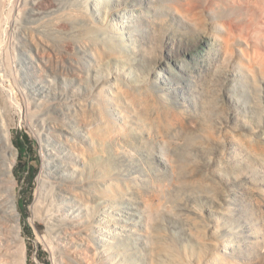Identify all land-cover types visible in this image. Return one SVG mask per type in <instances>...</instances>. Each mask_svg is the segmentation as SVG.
I'll list each match as a JSON object with an SVG mask.
<instances>
[{
	"label": "rangeland",
	"instance_id": "rangeland-1",
	"mask_svg": "<svg viewBox=\"0 0 264 264\" xmlns=\"http://www.w3.org/2000/svg\"><path fill=\"white\" fill-rule=\"evenodd\" d=\"M84 1L57 0L53 10L38 18L28 14L31 0H0V126L11 131L16 150L17 207L20 213L24 205L27 214L26 219L21 216L26 264H98L102 257L100 264H106L112 254L102 252L95 231L91 236L83 231L85 218H75L80 211L74 215L67 208L59 213L73 223L67 235L55 230L58 221L52 226L40 220L41 228L33 223L41 173L52 157L49 149L70 150L68 140L94 145L77 125L83 113H91L90 100L95 104L100 100L98 93L107 95L100 102L104 117L108 116H99L96 123L104 128L97 157L102 166L99 178L125 196L118 194L101 210L121 225L123 235L111 241L127 245L122 249L125 256L111 260L115 264H227V260L264 264V0H118L134 17L124 42L136 44L133 52L126 47L116 52L119 40L105 25L110 20L106 12L91 10L98 29L74 15L83 10ZM59 15L70 17L68 28L53 26ZM32 28H36L35 40ZM135 31L140 34L137 41L130 36ZM34 43L43 47L39 53ZM256 50L263 59L254 56ZM70 69L79 71L84 86L73 80ZM108 79L110 85L105 82L98 88V82ZM81 96L94 99L78 115L70 106L73 98ZM56 102H65L59 115L50 106ZM34 108L39 110L37 118ZM58 126L65 130H57ZM24 135L30 145L22 156L14 141ZM4 151L0 153L10 157ZM71 153L75 154L73 149ZM83 161L75 175L86 177V173L81 176L85 168L90 178ZM235 232L239 239L232 235ZM8 241L3 248L13 246L9 257L17 259L19 244ZM243 249L248 253L242 254ZM227 256L232 260L221 259ZM15 259L7 264H19Z\"/></svg>",
	"mask_w": 264,
	"mask_h": 264
},
{
	"label": "bare ground",
	"instance_id": "bare-ground-1",
	"mask_svg": "<svg viewBox=\"0 0 264 264\" xmlns=\"http://www.w3.org/2000/svg\"><path fill=\"white\" fill-rule=\"evenodd\" d=\"M89 3H92L93 6H91V8H89ZM4 4V3H3ZM257 4V2H256ZM58 5V2L57 0H31V8H30V12L28 14H30L31 16L33 17H41L44 13H46L47 11L49 10H53L56 6ZM94 5L96 7H94ZM123 2L121 1H118V0H86L84 1V7H83V10L80 11V12H77L76 14H74L76 17H78L79 19H83V20H86L85 22H89V23H92L93 24V27L94 29H98V26H97V23L99 22H96L95 19H97V17L93 16L92 13H91V10H97L98 12L102 13L103 11L106 12V14L109 16V19L107 22H106V26H108L110 28V31H112V33L115 34V37L117 38L118 36V40H119V44H117V39H113L116 41V44L115 46H117L116 48V52L120 51L121 49H124L125 50V47L127 49H130L133 51L137 50L136 48V44H128V43H124L125 40L127 39V29L129 30V27H134V17L133 15L130 13V11L127 10V8H123ZM247 7V6H246ZM1 8V7H0ZM2 9V8H1ZM0 9V10H1ZM259 10V9H258ZM29 11V10H27ZM20 12V11H19ZM254 12V11H253ZM261 12V10H260ZM99 13V14H100ZM140 13H143V8L142 10L140 11ZM103 14V13H102ZM1 16V14H0ZM69 16H72L71 13H69ZM105 16V15H104ZM256 17V16H255ZM70 17H62V16H57L55 17V20L53 21L54 24L53 26L57 29H65V28H68L67 26L68 25V20H69ZM37 20V19H36ZM130 21V24H127L125 23V21ZM104 22V21H103ZM250 22V21H249ZM264 22V21H263ZM99 24V23H98ZM104 24V23H103ZM13 25V24H12ZM97 27H96V26ZM102 26L100 25V28ZM99 28V30H100ZM104 28V27H102ZM264 29V28H263ZM103 30V29H102ZM135 30L136 27H135ZM232 30V29H231ZM234 30H232L233 32ZM107 32V31H106ZM264 32V31H263ZM105 33V31H104ZM103 33V34H104ZM110 33V32H109ZM109 33H106V34H109ZM230 33V31H229ZM234 33V32H233ZM32 35V39L35 40L36 37H38L36 35V28H32L31 30V33ZM232 34V33H231ZM99 35V34H98ZM117 35V36H116ZM123 35V36H122ZM139 33L138 32H132L130 33V36H134V41H137L139 40ZM231 36H234L233 34ZM104 37H107L104 35ZM264 37V36H263ZM108 38V37H107ZM37 39V38H36ZM33 40V41H34ZM45 41V40H44ZM68 41V40H67ZM110 41V40H109ZM120 41H122L121 43H124V46L123 44L120 43ZM257 41V40H256ZM35 42V41H34ZM112 42V41H111ZM229 41H227L228 43ZM66 43V44H65ZM65 43L63 44V46L65 45V48L68 50V48H70V45L65 41ZM226 43V44H227ZM33 44V43H32ZM44 44V43H43ZM252 44V43H251ZM262 44V43H261ZM106 45V44H104ZM229 45V44H228ZM34 46L36 48V50H38V53H39V50H41L43 47H40V48H37V46L35 45L34 43ZM43 46V45H42ZM107 46V45H106ZM102 47V46H101ZM99 48V46H98ZM107 50H112L113 52V47H106ZM115 48V47H114ZM256 49V48H255ZM259 49V48H258ZM261 49V48H260ZM101 50V49H100ZM110 50V51H111ZM115 52V54H116ZM256 55V58L257 56L259 57V59H261L263 56L261 55V52L259 50H256L255 52ZM41 54V53H40ZM44 54V53H43ZM42 54V55H43ZM41 55V57H42ZM120 55V53H119ZM252 54H250L251 56ZM40 56V55H38ZM45 56V54L43 55ZM117 56V55H116ZM253 56V55H252ZM255 57H253L254 59ZM263 59V58H262ZM39 60V59H38ZM251 61V59H250ZM261 61V60H260ZM252 62V61H251ZM72 65H73V62H70ZM255 63V62H254ZM264 64V62H262ZM257 64V63H256ZM50 66H48L49 68ZM69 67V66H68ZM257 67V66H256ZM73 68H76L75 65ZM77 69V68H76ZM74 70V69H70V76L73 77V80H75L77 82V79L80 81V86H84V82L82 79H79L77 76L80 74H78L79 69L77 70ZM53 70V69H52ZM55 70V69H54ZM81 70V69H80ZM121 70V68H120ZM127 71V70H126ZM111 73V72H109ZM83 76V75H82ZM81 76V77H82ZM69 77V76H68ZM118 77V76H117ZM121 78V77H120ZM103 79V77L101 78ZM112 80V79H110ZM110 80H101L102 82H98V88H99V85L102 84V83H108L110 82ZM120 81V80H119ZM123 81V79H122ZM121 81V82H122ZM113 82V81H112ZM114 83H115V79H114ZM110 85V84H109ZM124 85V84H123ZM122 85V86H123ZM129 85V84H128ZM106 86V85H105ZM115 85H113L114 87ZM126 86V84L124 85ZM123 86V87H124ZM97 87V86H96ZM83 88V87H82ZM97 88V89H98ZM125 88V87H124ZM128 87L126 86V89ZM90 89V88H89ZM88 89V90H89ZM96 88H94L95 90ZM107 89V88H106ZM125 89V90H126ZM101 90V87L100 89L98 90V92ZM116 90V89H115ZM93 91V90H92ZM110 91V90H109ZM107 92V90H106ZM112 92V91H111ZM114 92V91H113ZM89 93V91H88ZM86 94V93H85ZM93 94V93H92ZM97 94V92H96ZM105 94V93H104ZM103 94V95H104ZM114 94V93H113ZM78 95V94H77ZM82 95V94H81ZM100 96L99 93L98 95H95L96 97H100L99 101H94L96 102L95 103H92V100L90 99H94V98H89L88 100H83V97L82 98H73L74 101H73V106H70V107H74L73 109L75 110L76 114L78 115H81L79 112L81 111V108L82 106L84 107L86 105V102L89 100L91 101L90 105H87L89 106V108L92 110L91 113H87L84 109V112L86 113H83L82 114V118L80 117V121H79V125L77 126H80V128L86 130L87 134H88V138L94 140V145L92 146L91 144V147L89 146H86L87 143H85V145H81L80 142L78 143V145H74L73 142L71 140H68L70 143V147L71 149L74 150V153L76 154H72L71 153V149L70 150H67L65 148H59L58 150L54 151V150H51V148L49 149V155L52 157L51 160L47 161V163L45 164L44 168H43V171L41 173V178L40 180L41 181V187L38 189L37 191V201L36 203L33 205V209H34V213H35V216H34V219H33V223H36L37 227L38 228H41V224L43 222L47 224H51L52 226H54V221H58L60 223H58V229H55L57 231V233L60 232H67L69 231V227L68 225H73V223L69 220V218H66L64 215H60L59 213L60 212H63L65 210H67V208L69 209L70 208V211L72 210L71 213L74 214V211L77 210V211H80L81 213V216L78 215L77 217H75L76 219H82V218H85V224L83 225L86 230H83L84 232H87L89 231L90 232V236L92 233H97L99 236H100V240L99 241H102V245H100V247H102V252H110L113 254V256H111L112 254H110V258L108 257V261L107 263L109 264H115L113 262V260H111V258H115V255L117 258L119 257H123L125 256L126 254L125 253H122L123 250L122 249H125L127 248V245H120L118 242H112L111 240L115 237H119V235H123V233H121V231L119 230V225H116V222L114 221V217H111L113 216L112 214L109 216V215H105L103 212H101V210L103 209L102 207L104 206V203L108 202L109 203H114L113 202V198L117 197L118 194H121L122 197L124 196L121 192H117V190L115 189L114 185L110 182V181H104V180H101V178H99L100 174H102L100 172V167L101 164L100 162L97 160L99 154H100V148H99V140L101 139V136L102 134L104 133V128L101 129V126L99 127L97 124L98 121L97 119H99V116H103L105 115V107L103 108V104L100 102L101 101V98L107 95H104V96ZM111 95V94H110ZM84 96V95H83ZM94 96V97H95ZM75 97V96H74ZM88 97V96H86ZM109 97V96H108ZM103 98V99H104ZM58 99V98H57ZM60 99V97H59ZM87 99V98H86ZM98 99V98H96ZM102 99V100H103ZM108 99V98H107ZM111 99V98H110ZM118 100V98H115ZM49 100V99H48ZM61 100V99H60ZM59 100V101H60ZM63 100V99H62ZM68 100V99H67ZM72 101V100H71ZM105 101V100H104ZM113 100H111L112 102ZM115 101V100H114ZM106 102V101H105ZM108 102V101H107ZM106 102V103H107ZM117 102V101H115ZM114 102V103H115ZM62 102H56V103H51V108L54 110V112L56 114H58L59 112L63 111V109L61 107H63L61 105ZM65 103V102H64ZM62 103V104H64ZM67 103V102H66ZM85 103V104H83ZM110 103V101L108 102ZM107 103V104H108ZM47 105L49 106L48 104L50 103H42V106L43 105ZM68 104V103H67ZM106 105V104H105ZM110 105V104H109ZM85 106V107H87ZM116 108H117V105H115ZM67 107V106H66ZM69 107V106H68ZM88 108V107H87ZM88 108V109H89ZM98 108V109H97ZM38 109V108H37ZM36 109V110H37ZM45 110V109H44ZM65 110V108H64ZM83 110V108H82ZM98 110V113L97 111ZM34 111H35V108H34ZM39 111V110H38ZM37 111V112H38ZM43 111V110H42ZM110 110H108L107 112H109ZM28 112V111H27ZM26 112V113H27ZM36 112V111H35ZM36 112L35 114V117L38 115V113ZM83 112V111H81ZM112 112V111H110ZM117 112V111H116ZM41 113V111H40ZM113 113V112H112ZM110 113V115L112 114ZM28 114V113H27ZM33 114V115H34ZM107 114V113H106ZM115 114V113H114ZM113 114V115H114ZM28 115H31V111H30V114ZM59 115V114H58ZM108 115V114H107ZM39 116V115H38ZM37 116V117H38ZM29 117V116H28ZM36 117V118H37ZM103 117H100L101 119ZM105 117H108V116H105ZM104 117V118H105ZM111 117V116H109ZM103 118V119H104ZM26 119V118H25ZM91 119V120H90ZM100 119V120H101ZM102 119V120H103ZM109 120H112L110 118H107ZM96 120V122H94ZM99 120V121H100ZM35 121V120H34ZM64 121V120H62ZM107 121V120H105ZM70 123V122H69ZM97 123V124H96ZM102 123H106L103 122ZM110 123V122H109ZM108 123V125H109ZM58 124V123H57ZM96 124V125H95ZM1 125V124H0ZM4 125V124H3ZM56 125V124H55ZM106 125V124H105ZM104 125V126H105ZM113 125V124H111ZM71 126V125H70ZM66 127V126H65ZM110 127V126H109ZM112 127V126H111ZM114 127V126H113ZM117 127V126H116ZM33 128V127H32ZM107 128V127H106ZM112 128H110V132L112 131L111 130ZM57 130H65L64 127L62 126H58ZM108 130V129H107ZM55 131V130H54ZM77 133V132H76ZM113 133V132H112ZM80 135V134H79ZM85 135V134H84ZM112 135V134H111ZM53 136V135H52ZM57 137V136H56ZM79 137V136H78ZM83 137V135L80 136V138ZM86 137L87 139V135L84 136V138ZM59 138V137H58ZM50 139V138H49ZM91 140V141H92ZM50 141V140H49ZM59 141V140H58ZM67 141V143H68ZM81 141V140H80ZM66 142V141H65ZM57 144V142L55 143ZM69 144V143H68ZM77 144V143H75ZM84 144V142H83ZM81 147V149H79ZM48 149V148H47ZM1 150H5L4 152L7 153V151H9V155L10 157L8 156H5L7 154H4L2 155L0 153V183L2 184L3 182L6 183V184H3V185H0V264H7L12 262L11 260L12 259H15L12 257V259L9 257L11 253H9L12 249H13V246L12 248L8 247L6 249L3 248V244L5 241L10 240L12 239L13 243L16 244H19V245H16L18 249V253H19V256H18V262L19 264H26V257H25V239L23 238L22 236V228H21V215L18 211V207H17V189H16V179H15V165H16V153H15V147H14V144H13V141L11 139V131L8 130V129H5L4 126H3V129H1V126H0V151ZM3 152V153H4ZM80 155V156H79ZM79 157L81 159H83L82 161L84 162V165L83 166H88L89 168V171L91 173V176L90 178H88V174H87V171H85V168L83 169L82 168V175L81 176H85V173H86V177H79L77 176V174L75 175V172L80 169V165L83 164V163H75L74 161H72L73 159L72 158H77L78 161H79ZM96 158V159H95ZM52 159H54L52 161ZM104 169V168H103ZM103 171V170H102ZM108 173V172H107ZM80 174V173H79ZM103 179V178H102ZM118 180V179H117ZM6 185V186H5ZM119 187V186H117ZM126 187V186H125ZM127 188V187H126ZM125 197V196H124ZM150 199V198H149ZM152 199V198H151ZM153 200V199H152ZM65 201H66V204H65ZM67 202L71 203L72 206H67ZM155 202V201H153ZM106 204L107 208H109L110 210L109 211H112L111 208L112 206ZM52 206L53 208L52 209H49V207ZM76 207V208H74ZM115 207V206H114ZM229 209H232V208H229ZM57 210V212H56ZM114 210V209H113ZM69 211V210H68ZM93 211V212H92ZM88 212V214H87ZM79 213V214H80ZM108 213V212H107ZM114 213V212H112ZM59 214V215H58ZM85 217H83V215ZM87 216H86V215ZM75 215V214H74ZM117 219V218H116ZM43 221L42 223L40 222ZM75 220V219H74ZM219 221V220H218ZM201 221H199L200 223ZM105 223H108V225L105 227ZM217 223V222H216ZM220 223V222H219ZM218 224V223H217ZM43 225V224H42ZM81 225V224H80ZM197 225V224H196ZM79 226V225H78ZM77 226V227H78ZM80 227V228H79ZM77 229L80 230L82 225L79 226ZM123 227V226H122ZM194 227V226H193ZM216 227V226H215ZM82 228V229H83ZM126 228V227H125ZM124 228V230H126ZM191 228V227H190ZM205 228V227H204ZM203 228V229H204ZM123 229V228H122ZM194 229V228H192ZM216 229V228H215ZM50 230H53L52 228H50ZM197 230V229H196ZM72 231V230H70ZM81 231V230H80ZM120 231V232H119ZM205 231V230H204ZM197 232V231H196ZM202 232V231H200ZM125 233V232H124ZM145 233V232H144ZM237 233L235 232V234H232V235H236ZM67 235V233H66ZM201 235V234H200ZM117 237V238H118ZM203 237V236H202ZM236 238H240L239 236H235ZM6 238V239H5ZM60 239V237L58 238V240ZM93 239V238H92ZM90 239V240H92ZM163 239V238H162ZM165 239V238H164ZM199 239V238H198ZM201 239V238H200ZM210 239V238H209ZM223 239V238H222ZM57 240V241H58ZM8 241V242H10ZM94 241V240H92ZM114 241V240H113ZM161 241V240H160ZM194 241V240H193ZM192 241V242H193ZM200 241V240H198ZM222 241V240H221ZM230 241V239H229ZM86 242V241H85ZM91 242V241H90ZM202 242V241H201ZM209 242H211L209 240ZM231 242V241H230ZM51 244H54L53 240L52 242H50ZM64 243V242H63ZM165 244V243H164ZM215 244V243H214ZM223 244V243H222ZM6 244H4L5 246ZM11 245V244H10ZM9 245V246H10ZM14 245V246H15ZM113 245V246H111ZM167 245V244H166ZM171 245V244H170ZM176 245V244H175ZM193 245V244H192ZM206 246V244H204ZM93 246V245H92ZM66 247V246H65ZM173 247V246H172ZM175 247V246H174ZM219 247V246H218ZM230 247V246H229ZM233 246H231L230 248H232ZM53 248V247H52ZM58 248V247H57ZM57 248H54L56 249L55 251H57ZM98 248V247H97ZM169 248V247H168ZM177 248V247H176ZM236 248V246H235ZM11 249V250H10ZM88 249V248H87ZM100 249V248H99ZM175 249V248H174ZM217 249V248H216ZM135 250V249H134ZM177 250V249H175ZM178 250H179V247H178ZM207 250V249H206ZM229 250V249H228ZM231 250V249H230ZM234 250V249H233ZM54 251V250H53ZM54 251V252H55ZM60 251V250H59ZM126 251V250H124ZM141 251V250H140ZM167 251V250H165ZM196 251V250H195ZM209 251V250H208ZM224 251V250H223ZM222 251V252H223ZM249 250L247 249H243L241 250L240 252H242V254L244 253H248ZM53 252V253H54ZM67 252V251H66ZM101 252V251H100ZM101 252V253H102ZM173 252V251H172ZM181 252V251H180ZM179 252V253H180ZM13 253V252H12ZM15 253V252H14ZM58 253V251H57ZM60 253V252H59ZM90 253V252H89ZM88 253V254H89ZM100 253V254H101ZM167 253V252H166ZM176 254L177 251L175 252ZM174 253V256H177L175 255ZM214 253V252H213ZM219 253V252H218ZM69 255V253H67ZM87 254V252H86ZM87 254V255H88ZM103 254V253H102ZM198 254V253H197ZM212 254V253H211ZM233 254V253H232ZM104 255V254H103ZM131 255V254H130ZM129 255V256H130ZM133 255H136L135 253H133ZM188 255V254H187ZM195 255V254H194ZM221 256V252L220 254H218ZM65 256V255H64ZM119 256V257H118ZM128 256V257H129ZM139 256V254L137 255ZM161 256V255H160ZM163 256V254H162ZM166 256V255H165ZM173 256V257H174ZM196 256V255H195ZM202 256V254H201ZM206 256V255H205ZM209 256V255H208ZM219 256V257H220ZM105 257V256H104ZM127 257V258H128ZM132 257V256H131ZM136 257V256H135ZM167 257V256H166ZM179 257V256H178ZM194 257V256H193ZM211 257V256H210ZM214 257V256H213ZM228 257V256H227ZM224 258V257H221V259H229L230 257L228 258ZM65 258V257H63ZM107 258V257H105ZM104 258V259H105ZM126 258V259H127ZM160 258V257H158ZM176 260H177V257H175ZM181 258V256L179 257ZM195 258V257H194ZM17 259H15L17 261ZM100 259V258H99ZM133 259V257H132ZM139 259V258H138ZM184 259V258H183ZM186 259V258H185ZM203 259V258H202ZM231 259V258H230ZM10 260V261H9ZM75 260V259H74ZM106 260L105 259V262L106 263ZM116 260V259H115ZM121 260V259H120ZM119 260V262H120ZM137 260V259H136ZM157 260V259H156ZM161 260V259H160ZM164 260V259H163ZM166 260V259H165ZM172 260V258H171ZM192 260V259H191ZM208 260V259H207ZM210 260V259H209ZM220 260V259H218ZM217 260V261H218ZM232 260V259H231ZM91 261V260H90ZM93 261V260H92ZM95 261V260H94ZM97 261V260H96ZM100 261V260H99ZM101 261L103 262V257L101 259ZM100 261V262H101ZM138 261V260H137ZM168 261V260H167ZM173 261V260H172ZM178 261V260H177ZM181 260L179 259L178 262H180ZM194 261V260H193ZM213 261V260H212ZM221 261V260H220ZM66 262V261H65ZM100 262L98 264H100ZM122 262V261H121ZM139 262V261H138ZM175 262V261H174ZM182 262V261H181ZM185 262V261H184ZM192 262V261H191ZM223 262V261H221ZM231 262V261H230ZM235 262V261H234ZM232 261V263H234ZM78 263V262H77ZM96 263V262H94ZM106 263V264H107ZM124 263V262H123ZM167 263V262H166ZM195 263V262H194ZM201 263V261H200ZM203 263V262H202ZM201 263V264H202ZM207 263V262H206ZM71 264V263H70ZM79 264V263H78ZM92 264V263H91ZM103 264V263H102ZM117 264V263H116ZM121 264V263H120ZM125 264V263H124ZM168 264H171V263H168ZM173 264V262H172ZM176 264V263H175ZM178 264V263H177ZM180 264V263H179ZM183 264V263H182ZM211 264V263H209ZM220 264V263H219ZM223 264V263H222ZM224 264L225 261H224ZM227 264H230L227 260ZM237 264V263H236Z\"/></svg>",
	"mask_w": 264,
	"mask_h": 264
},
{
	"label": "trees",
	"instance_id": "trees-1",
	"mask_svg": "<svg viewBox=\"0 0 264 264\" xmlns=\"http://www.w3.org/2000/svg\"><path fill=\"white\" fill-rule=\"evenodd\" d=\"M14 143L17 146V148L19 149V151L21 152V155L23 156L26 153V151H25L26 145H30V139L27 135H24L22 137V140L14 141ZM30 173H31V175L29 177V183L32 184L33 180H34L35 173H34V171H32ZM19 210H20V213H21V216L23 217V219H26V217H27L26 207L24 205H22V206H20Z\"/></svg>",
	"mask_w": 264,
	"mask_h": 264
}]
</instances>
